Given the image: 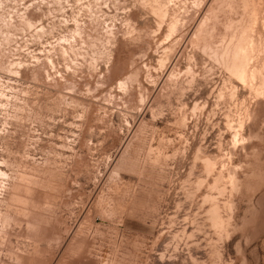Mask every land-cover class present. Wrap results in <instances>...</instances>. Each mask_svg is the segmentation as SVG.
<instances>
[{"label": "rangeland", "instance_id": "374dc122", "mask_svg": "<svg viewBox=\"0 0 264 264\" xmlns=\"http://www.w3.org/2000/svg\"><path fill=\"white\" fill-rule=\"evenodd\" d=\"M0 264H264V0H0Z\"/></svg>", "mask_w": 264, "mask_h": 264}]
</instances>
